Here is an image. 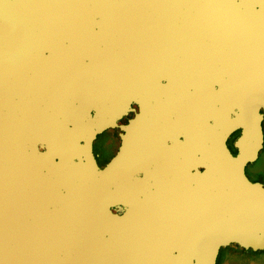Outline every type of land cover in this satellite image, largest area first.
<instances>
[{
  "label": "water",
  "instance_id": "obj_1",
  "mask_svg": "<svg viewBox=\"0 0 264 264\" xmlns=\"http://www.w3.org/2000/svg\"><path fill=\"white\" fill-rule=\"evenodd\" d=\"M263 148L264 0H0V264L264 250Z\"/></svg>",
  "mask_w": 264,
  "mask_h": 264
},
{
  "label": "flooded vegetation",
  "instance_id": "obj_2",
  "mask_svg": "<svg viewBox=\"0 0 264 264\" xmlns=\"http://www.w3.org/2000/svg\"><path fill=\"white\" fill-rule=\"evenodd\" d=\"M239 133L235 132L228 140V144L231 147V142L233 137ZM121 138L118 130L116 129H107L101 134L98 135L95 141L96 154L100 161H103L110 157L111 155H115L120 147ZM171 144H168L170 146ZM232 149V147H231ZM233 152L236 150L232 149ZM264 152V148H263ZM247 174L252 179L257 178L264 182V178H262L263 172L260 168H257L254 165L247 166ZM261 254V252L254 253L255 256ZM248 253L244 251H240L237 249H232L229 247H223L220 250L218 257V264H244L245 258H247Z\"/></svg>",
  "mask_w": 264,
  "mask_h": 264
},
{
  "label": "rangeland",
  "instance_id": "obj_3",
  "mask_svg": "<svg viewBox=\"0 0 264 264\" xmlns=\"http://www.w3.org/2000/svg\"><path fill=\"white\" fill-rule=\"evenodd\" d=\"M250 165H254L257 168H260L263 172L262 178H264V152L263 151L261 152L260 157ZM228 247L248 253L247 258H245L244 264H264V250L248 251V250H244L241 248H235V247H231V246H228ZM257 252H261V254L255 256L254 253H257Z\"/></svg>",
  "mask_w": 264,
  "mask_h": 264
},
{
  "label": "bare ground",
  "instance_id": "obj_4",
  "mask_svg": "<svg viewBox=\"0 0 264 264\" xmlns=\"http://www.w3.org/2000/svg\"><path fill=\"white\" fill-rule=\"evenodd\" d=\"M165 128V127H164Z\"/></svg>",
  "mask_w": 264,
  "mask_h": 264
}]
</instances>
